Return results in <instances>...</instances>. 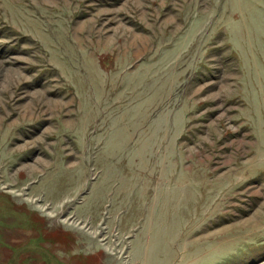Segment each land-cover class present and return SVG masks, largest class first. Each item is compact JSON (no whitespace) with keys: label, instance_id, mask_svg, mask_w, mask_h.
<instances>
[{"label":"rangeland","instance_id":"374dc122","mask_svg":"<svg viewBox=\"0 0 264 264\" xmlns=\"http://www.w3.org/2000/svg\"><path fill=\"white\" fill-rule=\"evenodd\" d=\"M0 264H264V0H0Z\"/></svg>","mask_w":264,"mask_h":264}]
</instances>
